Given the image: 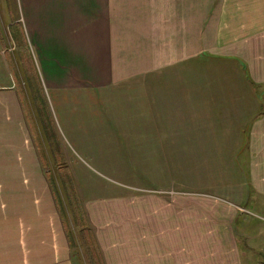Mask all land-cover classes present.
I'll return each mask as SVG.
<instances>
[{
  "label": "crops",
  "instance_id": "0c3cea01",
  "mask_svg": "<svg viewBox=\"0 0 264 264\" xmlns=\"http://www.w3.org/2000/svg\"><path fill=\"white\" fill-rule=\"evenodd\" d=\"M31 76L75 153L36 120ZM205 153L232 172L214 192L234 211L232 236L264 259V0H0V264H73L53 165L71 173L87 214L96 202L110 216L113 203L115 236L127 185L154 193L131 202L145 205L151 234L200 252V206L170 178ZM119 171L151 180L127 184Z\"/></svg>",
  "mask_w": 264,
  "mask_h": 264
},
{
  "label": "rangeland",
  "instance_id": "374dc122",
  "mask_svg": "<svg viewBox=\"0 0 264 264\" xmlns=\"http://www.w3.org/2000/svg\"><path fill=\"white\" fill-rule=\"evenodd\" d=\"M10 45L11 49L16 52V45L12 40ZM34 79L36 80V77L31 76L30 80L33 84L35 83L34 114L36 120L44 132L49 133L50 136L55 138L54 147L60 148L61 145H66L67 148L75 153L77 151L76 148L66 138L61 124L57 120L60 113L57 110L55 111L50 94L45 89L42 91L37 80L34 81ZM23 82L26 86L27 95H29V101L32 103V95L28 85L29 77L23 76ZM202 142H204L203 147H211L212 149L211 140ZM199 159L200 163L196 166L200 169L194 170L193 167H188L185 172L178 173V175L176 172H171L170 179H181V182L185 184L182 187L184 192L182 191L183 193L180 194L187 197V201L189 202L187 207L194 206V203L200 206L203 235L200 236L198 246L196 245V248L202 249L200 252H178L176 251L177 244L168 245L170 242L172 244L178 237H164L151 234L155 231V224L153 225L152 220L148 219L150 216L144 211V208L143 212L141 211L140 207H145V205L131 203L136 201L135 199L144 200V198L139 197L154 195L153 192L148 190H137L127 185H122L123 194L121 196L123 197L117 196V236L113 234L115 224L112 202L106 206V210L110 211V216L104 212L105 205L99 206L96 202L90 204L93 207L90 211L88 210L89 214H87V210L82 208L78 209L76 213L67 187V181L63 178V172L57 171L53 165L55 170L50 172V175L54 184L55 194L59 196L63 205L65 218L74 240V247H72L71 251V261L73 264H105L104 256L99 249L97 240L93 239L96 250L98 249L101 257V259L99 258V263L95 260L98 256L95 252L96 250H92L88 244L93 241L90 236L92 230H95L98 234L100 232V236L103 239V247L106 249L105 255L108 264H264L263 257L259 259V254L249 250L244 251L242 244L236 243L235 240L239 242L243 241L242 237L232 236L233 227L227 223L226 219L227 217L230 218L234 214V211L231 208H227L228 204L226 206L225 201H222L224 199H219L214 193L216 186L224 185L232 172L224 168L209 166L208 164H210L209 161L211 159L209 154L205 153ZM101 174L103 175L104 173ZM149 174L146 171H119L117 172V179L127 184H148L151 180ZM112 183L115 182L113 181ZM120 186L121 184L117 182V188H120ZM45 189H48V192H50L51 187L48 185ZM172 191L179 193L177 189H162L161 193L160 191L158 192L162 195L172 196L174 195ZM155 193H157L156 189ZM50 194L49 199L52 200L53 193L51 192ZM46 199H48V196H46ZM78 199L80 201V196ZM80 205L83 204L80 203ZM54 208L55 210L57 209L55 205ZM49 210L53 211L51 207H49ZM130 211L134 214H131ZM188 211L187 208L186 218L189 217ZM238 216H241V214L238 213ZM58 218L60 221V216ZM239 220L238 222L240 223ZM180 239L183 243V236ZM185 239V247H188L189 240L193 239V237L186 236ZM169 248L171 250H168ZM185 249L188 250V248ZM114 255H117V260L113 258ZM27 256H29V253H27ZM28 259L30 258L27 257Z\"/></svg>",
  "mask_w": 264,
  "mask_h": 264
},
{
  "label": "trees",
  "instance_id": "16d2710c",
  "mask_svg": "<svg viewBox=\"0 0 264 264\" xmlns=\"http://www.w3.org/2000/svg\"><path fill=\"white\" fill-rule=\"evenodd\" d=\"M62 172H63V175H64L63 178L65 179V181H67L66 183H67L68 190L70 192V196H71V201H72L73 207L75 209V212L77 213V210L81 209V205H80V201L78 199L79 197H78L75 185H74L73 177H72L70 172H67V171H62ZM65 176H66V178H65ZM88 244H89V246L91 247L92 250H94V249L96 250V247H95L96 245H95L94 240L92 241V243H88ZM95 252L98 255L95 258V260L97 261V263H99V260L101 259V257H100V254L98 252V249ZM93 257H94V255H93Z\"/></svg>",
  "mask_w": 264,
  "mask_h": 264
}]
</instances>
